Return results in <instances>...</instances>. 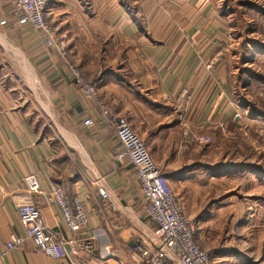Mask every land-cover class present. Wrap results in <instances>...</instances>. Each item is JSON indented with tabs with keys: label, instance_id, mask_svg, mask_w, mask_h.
I'll use <instances>...</instances> for the list:
<instances>
[{
	"label": "crops",
	"instance_id": "1",
	"mask_svg": "<svg viewBox=\"0 0 264 264\" xmlns=\"http://www.w3.org/2000/svg\"><path fill=\"white\" fill-rule=\"evenodd\" d=\"M235 1L47 0L45 20L63 46L61 58L18 24L10 0H0V264H67L27 239L16 212L21 204H37L48 232L73 241L75 264H141L132 248L154 234L130 163L116 160L121 145L71 69L142 139L193 226L194 243L210 251L212 264H257L226 242L211 246L216 209L226 199L210 202L206 187L217 165L202 163L198 142L187 140L219 127L243 135L252 114L242 106L248 100L237 92L233 69L238 58L246 60V43L238 51L241 35L235 37ZM262 64L264 56H255L248 65L263 72ZM184 94L180 117L175 102ZM28 175L37 178L40 195L25 192ZM51 186L63 188L70 205L78 199L86 209L88 224L78 234L49 202ZM16 239L22 244L4 254Z\"/></svg>",
	"mask_w": 264,
	"mask_h": 264
},
{
	"label": "built area",
	"instance_id": "2",
	"mask_svg": "<svg viewBox=\"0 0 264 264\" xmlns=\"http://www.w3.org/2000/svg\"><path fill=\"white\" fill-rule=\"evenodd\" d=\"M20 25L29 26L40 36L46 46L53 49L61 58L63 46L56 44L53 32L46 23L45 12L47 0H10ZM73 81L85 97L93 99L101 110L115 138L121 145V152L116 154V160H127L140 186L141 195L145 201V215L155 226V231L146 243L139 239L132 248L141 264H209V255L200 250L194 243V230L191 223L185 218L183 208L168 188L160 170L152 162L142 139L133 131L128 122L119 116L112 115L104 109L95 87L87 83L74 69H71ZM186 95H180L175 102V109L180 117L184 116ZM90 124V120L84 122ZM24 190L28 195L41 194L40 186L34 175H28L22 180ZM97 193L102 199L107 193L100 185ZM49 202L59 211L67 229L76 235L86 228L88 216L83 204L74 199L70 205L63 188L51 186L48 192ZM16 212L24 227L27 239L34 248L46 257L74 263V251L71 248L73 241H62L50 232L44 224L37 204H21ZM22 244L16 239L5 246L4 254ZM89 248V243L86 244Z\"/></svg>",
	"mask_w": 264,
	"mask_h": 264
},
{
	"label": "rangeland",
	"instance_id": "3",
	"mask_svg": "<svg viewBox=\"0 0 264 264\" xmlns=\"http://www.w3.org/2000/svg\"><path fill=\"white\" fill-rule=\"evenodd\" d=\"M231 5V9L238 8V14L236 18H233V26L237 28L235 37L241 35L238 51L242 50L241 44L247 41L256 40L264 45V17L256 14L251 8L258 6L264 9V0H236ZM242 47H244L243 44ZM241 58H238L233 65L237 76L241 70L262 72L255 66L242 64ZM263 67L264 64H262V70ZM237 86V92L242 98L254 103L255 107L264 113V92L254 85L243 89L238 81ZM252 114H249L246 120L244 119V125L246 124L247 127L244 128L243 135L235 129L228 135V130L222 132V128L219 127L205 130L207 135L197 136V138L188 134L187 140L198 142L195 147L198 149L202 163L216 164V168L224 164L245 167V170L239 173L216 171V179L208 182L206 188L209 190L211 203L215 204L216 201L226 199L218 204L217 208L221 209H216L215 224L218 232L216 241H213L211 246L219 245L223 248L226 242L227 246L231 244L232 248L248 256L250 260L256 261L257 264H264V118L252 119ZM237 116L239 118L240 114ZM194 150L196 153L197 150ZM195 157L197 158L196 155ZM155 166L160 169L158 165L155 164ZM198 248L209 255V264H212L210 251L199 246Z\"/></svg>",
	"mask_w": 264,
	"mask_h": 264
},
{
	"label": "trees",
	"instance_id": "4",
	"mask_svg": "<svg viewBox=\"0 0 264 264\" xmlns=\"http://www.w3.org/2000/svg\"><path fill=\"white\" fill-rule=\"evenodd\" d=\"M251 8H253L256 13L261 14L264 17V9H262V7L253 6ZM244 48L246 49V60L243 61V64L245 65L250 64L251 61L255 58V56H264V45L259 42H247L246 44H244ZM238 82L239 84H241L243 89H248L249 87L254 85L257 86L262 92H264L263 72L256 73L253 70H241L238 75ZM242 106L244 108H247L251 113H255L257 117L264 118V113L261 112V109L256 108L254 103L246 102L243 100ZM216 170L218 171V173H221V171L229 173H239L244 171L245 167L243 165L226 164L222 167L218 166ZM255 175H257V178H259V175L257 173Z\"/></svg>",
	"mask_w": 264,
	"mask_h": 264
}]
</instances>
